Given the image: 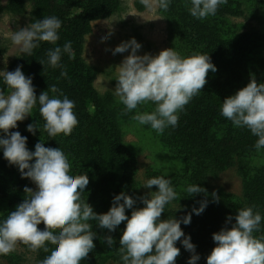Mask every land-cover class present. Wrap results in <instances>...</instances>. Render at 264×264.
Masks as SVG:
<instances>
[{"label": "trees", "instance_id": "obj_1", "mask_svg": "<svg viewBox=\"0 0 264 264\" xmlns=\"http://www.w3.org/2000/svg\"><path fill=\"white\" fill-rule=\"evenodd\" d=\"M26 1L30 5L28 13L32 23L49 15L61 20L60 38L56 43L62 47L66 41H71L75 58L70 60L67 54L62 55L61 63L68 75L61 77L60 68L49 67L46 63L47 50L54 45L41 42L31 55L21 53L12 58L8 71L20 65L25 76L31 75L36 95L48 91V85L55 84L75 101L74 112L78 123L68 136L61 133L56 137H48L42 128L43 120L37 105L32 115L17 121V127L9 131H19L27 137L26 146L29 150H34L39 140L45 147H60L69 159L70 170L76 174L85 172L88 176L89 182L82 197L95 212H106L113 196L122 191L135 200L133 208L143 207L139 199L142 193L134 178L137 159L123 138V128L133 121L137 110L124 113V105L111 91L99 92L93 84L98 70L82 57L84 38L91 31V22L121 11V1L7 0L4 8L12 13H22ZM261 9H264V0H227L226 4L218 8L215 16L204 20L189 14L185 0H172L167 11L157 9L166 23L170 47L181 55L208 53L216 66L215 72L208 71L201 92L185 105L186 110L180 114L175 128L168 127L158 134L150 126L144 125L146 131L150 130L175 158L186 165L185 169L170 175L148 166L146 175L148 178L166 175L171 179L177 192V201L174 202L183 207L173 211L172 207L166 205L160 219L191 214L190 223H181L180 227L195 245V252L200 257L197 264H206V256L215 245L212 233L222 227H231L237 209L245 205H254V210L260 212L261 226L253 235L257 238L264 236V148L257 151L253 146L257 138L247 128L235 127L219 113V105L224 98L247 84L250 77H254L258 83L264 82V28L242 30L239 23L229 19L247 14L260 19L259 11L264 16ZM38 60H44V66ZM0 88L7 92L2 84ZM49 95L53 94L49 92ZM153 108L154 105L149 103L139 106L138 110L151 111ZM34 122L40 125V131L36 130L35 135L26 130V125ZM235 164L242 179L243 194L240 197L221 195L213 199L207 184L208 176H215ZM194 183L206 192L187 196L184 189ZM33 184L30 179L22 178L17 167L9 165L0 152V220L5 219L8 212L15 210V206L27 196L25 186L31 188ZM202 200H207L203 212L199 215L192 213V208ZM131 211L125 209L126 215L130 216ZM228 216L232 217L231 222H226ZM91 223L92 230L97 233L93 238L95 247L81 264H118L117 248L125 222H121L111 233L97 227L95 222ZM37 227L42 229L43 222ZM105 234L114 237L111 249L103 242ZM18 244L32 252L39 262L46 255L43 249L32 251L22 243ZM176 246L180 254L175 264H187L192 253L179 240ZM2 256L12 263L18 259L13 252Z\"/></svg>", "mask_w": 264, "mask_h": 264}, {"label": "clouds", "instance_id": "obj_2", "mask_svg": "<svg viewBox=\"0 0 264 264\" xmlns=\"http://www.w3.org/2000/svg\"><path fill=\"white\" fill-rule=\"evenodd\" d=\"M141 2L146 8L167 11L172 0ZM226 3L227 0H185L187 11L198 20L215 16L218 8ZM61 26L57 16H43L14 32L10 39L22 54L28 55L41 42L54 45L47 50L46 63L60 68V76L67 77L61 57L67 54L71 60L75 55L71 41H66L62 47L56 43ZM140 47L135 38H129L111 50L113 55L128 51L116 65L113 94L124 105V113L137 110L132 119L161 134L166 128L177 126L185 105L201 92L208 71L215 72L216 66L208 53L181 55L173 47H167L155 55H139ZM38 62L44 66V60ZM0 84L7 88V92L0 88V133H3L0 152L9 165L17 167L22 178L30 179L36 186L35 190L25 186L27 196L0 220V255L15 251L17 244L22 243L32 251H45L39 264H81L95 247L93 238L97 233L92 230L91 222L109 233L125 222L119 236L118 264H175L180 254L176 246L178 240L192 253L187 264H197L200 257L195 245L180 227L181 223H190L191 214L160 219L166 205H172L173 211L183 207L173 204L177 201V192L169 177L160 175L142 180L140 186L149 189L156 186L155 191L139 197L143 207L133 208L135 200L122 191L113 196L106 212H95L82 197L88 176L85 172L76 174L70 170L69 159L60 147H45L39 140L34 150H29L27 137L19 131H9L17 127V121L32 115L38 105L42 128L48 137L61 133L68 136L78 123L75 101L55 84L36 95L31 75L25 76L20 65L12 71L0 69ZM149 103L154 105L151 111L138 110L139 106ZM219 113L235 127L247 128L257 138L253 145L257 151L264 148V82L258 83L250 77L247 84L224 98ZM26 130L35 135L40 125L29 123ZM184 191L187 196L206 192L197 183L187 185ZM211 195L216 199L215 192ZM206 205L207 200L200 201L192 208V213L199 215ZM254 208V205H245L237 209L231 227L212 233L215 245L206 256V264H264V236L253 235L260 229L262 216ZM125 209H132L130 216ZM231 220V216L226 217V222ZM41 222L42 229L37 227ZM103 242L111 249L114 237L105 234Z\"/></svg>", "mask_w": 264, "mask_h": 264}, {"label": "rangeland", "instance_id": "obj_3", "mask_svg": "<svg viewBox=\"0 0 264 264\" xmlns=\"http://www.w3.org/2000/svg\"><path fill=\"white\" fill-rule=\"evenodd\" d=\"M120 1L121 11L91 22V31L85 36L83 42L82 57L86 58L88 64L95 66L98 70L93 84L99 92L109 90L113 93L116 86V65L121 62L124 56L128 55V51L113 55L111 50L117 44L129 40V38H135L141 45L138 50L139 55L145 53L155 55L161 49L170 47L166 23L159 14L158 8H146L141 0ZM6 2L7 0H0V69L8 71V65L12 58L21 54L18 46L11 42L10 36L32 22L28 13L29 2H25V10L22 13H12L5 10ZM262 11L264 13V9H261ZM258 14L260 19L249 14L241 17H230L229 19L231 22L239 23L242 30L264 28V16L260 14V11ZM123 130L124 142L134 152L137 159L134 178L142 195H147L149 191L156 190V187L149 189L140 186L142 180L148 178L146 175L148 166H153L160 173L166 175L186 168L185 163L175 158L158 141L157 136L150 130L146 131L144 125L133 120L126 124ZM237 168L238 165L235 164L215 176H208L209 192H215L216 196L233 195L240 197L244 190ZM35 187L33 184L31 188L35 190ZM173 204L176 203L173 201ZM169 206L172 207V205ZM13 253L18 256V259L12 263L0 255V264H39L34 254L25 250L20 244H17Z\"/></svg>", "mask_w": 264, "mask_h": 264}]
</instances>
